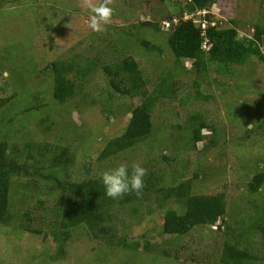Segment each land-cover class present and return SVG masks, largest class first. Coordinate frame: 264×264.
<instances>
[{
  "label": "rangeland",
  "instance_id": "obj_1",
  "mask_svg": "<svg viewBox=\"0 0 264 264\" xmlns=\"http://www.w3.org/2000/svg\"><path fill=\"white\" fill-rule=\"evenodd\" d=\"M187 1L113 0L111 22L99 34L87 27L89 11L82 0H0V139L7 141V155H16L26 170L9 180L15 217L0 223V264H230L220 260L226 244L253 256L242 264H264V237L256 226L264 206V60L250 55L242 64L209 63L198 75L189 60H176L163 22L193 15ZM213 1L211 17L221 23L232 18L238 37L248 39L255 24L262 26L263 49L264 0ZM145 19L151 26L141 22ZM120 27L123 45L117 41ZM139 40L156 49H145ZM24 51L37 60L24 58ZM127 55L136 63L141 92L138 82L125 76L114 79L117 88L112 87L101 69L102 62ZM67 58L73 67L65 76L74 80V88L57 103L50 71L42 67ZM84 64L89 69L80 74L77 69ZM165 85L172 94H153ZM146 94L158 96L150 135L97 159ZM194 113L211 122L214 131L201 130L203 139L192 146L186 125ZM121 163L159 169L160 185L190 179L191 194L222 193L225 221L198 224L182 235L162 234L160 214L167 208L181 211L183 199L162 200L151 193L143 202L113 210L106 226L110 241L90 237L82 226L64 243L43 228L34 234L19 226L36 225L41 214L47 215L62 193L56 180L80 181ZM259 172L263 180L252 192L248 183ZM132 245L140 255L131 252Z\"/></svg>",
  "mask_w": 264,
  "mask_h": 264
},
{
  "label": "trees",
  "instance_id": "obj_2",
  "mask_svg": "<svg viewBox=\"0 0 264 264\" xmlns=\"http://www.w3.org/2000/svg\"><path fill=\"white\" fill-rule=\"evenodd\" d=\"M213 2V0H188L186 5L190 10L196 11L202 8L205 10L196 19H194V11L191 12L193 14L191 17L184 18L180 16L173 18L169 16L164 19V25L170 30L167 36V45L175 59L189 60L192 70L197 75L204 72L209 63H214L218 67H223L227 64H242L250 55L264 60V47L263 49L260 47L263 27L255 24L250 38L238 37L237 29L234 26L235 21L232 18L225 21V23H221L217 18L211 17L212 10L209 8ZM141 22L145 26H151V21L147 19ZM226 23L227 25H225ZM118 31L120 38L117 41L123 45L124 40L121 39L122 28L120 27ZM138 44L144 46L147 50L156 49L155 46L145 40H139ZM25 52H23L24 58L26 56L28 60L31 57L33 60H37L36 54L26 53L25 55ZM115 58L113 62L101 63L102 71L106 76H109V84L117 88L114 79L125 76L127 80H130H128L129 82H138L139 91L141 92L140 84L142 81L134 60L129 55L121 59ZM71 61L70 58L56 60L52 63L44 64L42 67V69H49L50 71L52 81L51 95L57 103H63L73 92L74 80L65 76L73 67ZM87 69L89 67L86 68V64H84L77 71L80 74H85ZM22 78L20 74L19 79L22 80ZM154 92H157L159 97H168L167 94L173 93L168 85L162 88L157 87V91L155 89L153 94H155ZM158 96L146 94L140 98V101L129 110V117L123 131L106 141L99 151L97 159L113 156L150 135L151 110ZM180 100L183 101V97ZM187 122L186 130H188L190 135L192 146L203 139L201 130L206 128L211 132L214 131L211 122L204 121L197 113L189 114ZM7 150V141L0 139V223L2 220L6 222L5 220L15 217L11 212L13 204L10 205L9 202V180L11 176L20 175L21 172L25 173L26 171L23 165L15 160L14 157L16 155H7ZM162 157L164 156L162 155ZM146 169L148 170V175L145 177L146 187L142 195L139 197L128 195L119 200H113L104 195V186L100 182L101 175H92L80 181L63 182L56 180L55 187L62 193L59 200L51 205L47 215L43 216L41 214L40 220L36 222V225H23L21 222L19 226L34 234H42L43 229H45L53 239L60 240L61 243L66 242L72 230L79 229L82 226L90 237L98 238L99 241H110V234L106 226L113 219V210H117L128 203L143 202L149 198L151 193L157 194L156 196L162 200L169 198L183 199L181 211L167 208L160 214L158 228L162 234L182 235L198 224L215 226L217 221L221 223L225 221L227 207L222 193L191 194L190 179L179 181L170 186L160 185L158 183L162 176H160L159 169L154 170L152 167ZM262 180L263 174L261 172L256 173L248 183V189L252 192L256 191ZM262 218H264V206L261 219L256 222L258 230L264 237V220ZM34 220L35 218L31 216L30 221ZM145 247L147 248L148 245H145ZM145 247L144 249H146ZM61 249L58 246L57 252L61 251ZM129 249L131 252H139L134 245ZM162 253L164 256L168 255L164 252ZM138 254L140 255V253ZM250 258H253V256L244 249H237L233 244H226L222 250L220 260L223 263L230 261V264H242L241 260Z\"/></svg>",
  "mask_w": 264,
  "mask_h": 264
},
{
  "label": "clouds",
  "instance_id": "obj_3",
  "mask_svg": "<svg viewBox=\"0 0 264 264\" xmlns=\"http://www.w3.org/2000/svg\"><path fill=\"white\" fill-rule=\"evenodd\" d=\"M112 2L113 0H100L99 3L94 0H82V6L89 11L86 23L92 32L102 34L106 31V26L111 22L114 14V9L111 7ZM202 10L205 12L204 8L195 11L194 19L204 13H201ZM9 77L10 73L5 72L4 78ZM147 175L148 170L140 163H132L131 166L121 163L115 168L105 170L100 176V182L104 186L106 197L119 200L128 195L137 197L142 195L146 187L145 177Z\"/></svg>",
  "mask_w": 264,
  "mask_h": 264
},
{
  "label": "built area",
  "instance_id": "obj_4",
  "mask_svg": "<svg viewBox=\"0 0 264 264\" xmlns=\"http://www.w3.org/2000/svg\"><path fill=\"white\" fill-rule=\"evenodd\" d=\"M197 12H199V11H197ZM202 12H204V11L202 10L201 13H202ZM186 17H188V16H184V18H186Z\"/></svg>",
  "mask_w": 264,
  "mask_h": 264
}]
</instances>
